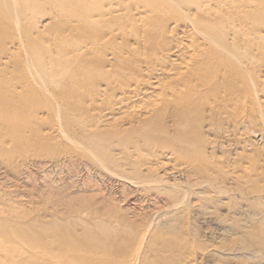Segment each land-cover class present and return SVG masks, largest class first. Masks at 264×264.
Here are the masks:
<instances>
[{
	"label": "rangeland",
	"instance_id": "1",
	"mask_svg": "<svg viewBox=\"0 0 264 264\" xmlns=\"http://www.w3.org/2000/svg\"><path fill=\"white\" fill-rule=\"evenodd\" d=\"M35 20H36L35 22L38 26V30H36V33H34V34H39V33L44 34L45 33L44 35L46 37L43 34H41V35H43L44 40H47L48 44L50 42L51 43L53 42L52 44H50V45L47 44V45L49 47H51L52 50H55L56 47H54V45H56V44L58 45V43H59V42L54 41L55 37H59V31H58V29H56V28H58L57 21H54L52 26H48V22L50 20H48L47 17H45V18L39 17V18H36ZM44 20H46V21H44ZM41 21H43V22H41ZM58 21H60V20H58ZM60 22H62V21H60ZM40 23H42V24H40ZM55 24H56V26H55ZM41 25H43L44 27ZM45 26H48L49 28H47ZM23 28L29 30V28L25 24L23 25ZM44 29H46V31H44ZM47 30H49V31H47ZM57 31H58V33H57ZM182 31L185 33L186 30L182 29L180 32L178 30V31H175V33H173L174 38L175 39L177 38L176 40L173 38L174 39V40H172L173 44H172V42H170V45H168L167 42L165 44L164 39H162V38L158 39V41H156V42L157 43L159 42L158 44H160V47L164 43L163 44L164 48H163V46L161 47L162 51L160 50V47L158 46V44L155 41L154 42L156 44L153 43V45H152V42L155 39L154 37H152V40H151L152 42L149 41L148 42L149 44L143 45V47H146L147 50L149 49V51H151V49H156L155 47L153 48V46L155 44L157 47V52L159 51L156 55H158V54L160 55L163 52L159 57L166 55L167 51L165 49L168 50V47H170V46L172 47V48L170 47L171 49L169 48L167 55H166L167 57L165 56L166 60H164L163 63H161L163 65H168L166 67H164L163 65H160L157 61L155 62L154 60H152L148 54L146 56L151 60L147 59V57H146L145 58L146 60H142V62H139L141 67H142L141 69H143V70L140 71V73H141L140 76L142 79H140V76H139L138 80H140V81L143 80L141 83H144V82L146 83V81H147L146 84L144 83L146 85L144 88H142V86L144 84H142V86H141L142 89L140 91H141V93L143 92L142 96H141V94H139L141 96V99L143 98V100H141L139 98L140 99V101H139V99L135 98L131 102L126 101V99H124L122 101V99H120L121 98V96H120L121 91H120V86H119L121 83L117 81L116 77L113 79L111 77L112 80H110V81H114V79H116L115 80L116 82L115 83L114 82L109 83L108 85H106V83H104L105 81H102V80H101L102 82L101 81L100 82L103 83L104 85L103 84L101 85V83L99 81H97V82L94 81L95 83L88 84L90 86L85 85V86H88L87 89H84L85 86H83V85H80V86H83V88H80L78 86V84H75V85H77V88H78V90L76 89V91H78L77 93L80 92L81 94L83 93L85 95V97L87 96L86 97L87 101H84L85 97L82 96V98H80V95H81L80 93H79V97H77V94L74 95V93H76V91L74 89L75 86L73 84L76 82H74L75 81L74 79H69V81H71V83L66 82L67 83L66 85L64 84V85H61L60 87L58 86V84L55 87L54 86L49 87V88H52L51 91H53V92L57 91L56 93L58 95L56 94L54 98L52 97L53 99L57 100V102L54 100L57 103V105H56V103H54L52 101L51 97H45L44 96L46 99H44V97L42 99H39V98H41V96H43V95H41L37 99L41 100L43 102L40 101L41 102L40 103V102H38V100L33 101L34 103L36 102L35 104L37 105L38 108H36V105L33 103L32 106L34 109L30 106L32 108L31 109L28 104H32V103L28 102V104H27V102L26 103L24 102L25 100L24 101L19 100L20 102L17 100L16 101L17 104H15L16 103L15 101H13L15 103L11 102L10 104L12 106L9 107V109H7L8 108L7 106L2 107L3 109L6 107L5 110L7 112L10 111L8 114H11V115L14 114L13 116H15L17 114L18 117L15 116L16 120L14 119L15 117H13V120L15 122L11 126L9 124L12 121L11 120L12 116H9L10 121L8 124L7 123L6 124L0 123V264H50V262H52L53 259L54 260L51 264H54L56 262H57L56 264H83V263L92 264L93 261H95V263L98 264L97 259L96 260L94 259L95 257L98 258L97 257L98 251L95 250V248H96L95 238L96 237H97V239L100 238V237H98V233L96 231L99 232V230L100 231L102 230V232L106 235L108 233L107 231L109 230L111 225H113V226L115 225V229H114L115 231L112 229V228H114L113 226L110 229H112L114 232H116V230H118V232H119L120 236H118L119 238L117 239V242L120 241V244L124 243V242L121 243V240L124 241V239L119 240L120 237L126 238L127 244H129V241L131 242V241H133V239L135 237L138 238L139 236H141L140 234H142V232L145 233L146 228H147V231H148V229L153 231L158 226V228H157L158 230L157 229L155 230L157 232L154 231L153 233H157L154 235L158 236V237L155 236V239L157 237L159 240V243H157L155 239H149L151 234H153L149 230L151 233H149L150 235L149 234L147 235V238H146L147 240L145 241V246H147L148 241H150V242H151V240H153V241L151 243H148V246H147L148 248L145 247L146 249H148V251L145 250V248L143 246V249L140 251L142 254L140 253V255H138V258H137V261H138L137 264L138 263L141 264L142 260L144 261V259H146V258L149 261H151L154 258L160 259L158 257H160L159 254H161V253H162L161 255H163V254L169 255L170 254V256L167 257L168 259L164 255H163L164 256L163 259L161 257L162 260L165 259V262H162V264L163 263L167 264L168 262H169V264H171L172 262L169 261V260H171L170 257L176 255L178 252L177 250H181L182 247H183V250L185 252L190 251V254H192L191 255L192 258L189 257L190 256L189 252L185 253L182 250L184 252V257L187 256V258H191V259H188L185 261L182 260V262H180V264L181 263L190 264V262L192 263V261H193L192 264H264V241H263L264 240V235H263L264 234V219H261V218H264V215H263L264 214V209H263L264 208V202L261 203V201H260V200L264 201V199H263L264 196L263 197L260 196V195H262V190L264 191V186H263L264 185V181H263L264 180V177H263L264 176V173H263V171H264L263 170L264 169V167H263L264 166V131L261 132V130H264V119H263L264 118V109H263L264 108V99L262 100L263 106L256 104V108L253 107V105H251V103L249 104V101H247V100L245 103L246 106L244 105L241 107L240 105H238V107H237L238 109L236 108L237 110L235 109L234 111H233V109L236 107L235 104H233L235 107L233 105H230V107L228 108L229 112L224 110L225 112H227V115L229 116V118L227 115L225 116V114L223 115L221 113L220 116L217 118V119L220 118L219 119L220 122L217 119L212 122L213 124L211 125V128L214 127V128H216L215 130L213 128H212L213 129L212 130L209 127L210 126V124H208L209 121L206 122L207 123L206 126L204 125L206 127V129H204L205 127H201L203 130L200 131V133L202 132V135L201 134L200 135L204 138L201 139L202 138L201 137L200 138L201 143L198 144L200 150L202 151L203 156H202L201 152L198 151L196 153L193 152L192 153L193 155L190 152H186V153L185 152H182V153L172 152L173 157H171L170 156L171 155L170 150L172 148L176 147L177 145L175 146L173 144L174 145L173 146V145L164 143V148H160L159 146L161 145V142H159V146H158L157 142H152L151 143V145H152L151 149H149V151H147L146 153H149L153 150L154 151L159 150L158 153L156 152L159 155V158L154 157L153 160L151 159V161L153 163L151 161H149L151 158V157H149L150 155H148V158H146L147 154L144 152H143V156H141V157L140 156L137 157L138 155L137 156L134 155V157H132V158L131 157H129V159L125 158L126 161H124L123 157H121V156L116 157L115 156V153H119L118 152L119 149L116 147L115 148L113 147L114 152H113V154L111 152V158L106 155V150H105L106 146L107 145H115L116 146L119 136L117 138H110V139L106 138L104 136L103 139H98L99 142H97L95 139L90 138L92 133H93V136L95 133V131H94L95 130L94 129L95 120H93V117H94L93 115H95V117L99 116L98 115L99 112H103L102 110L104 108H105L104 110H106L107 107H109V109H112L113 112H111L110 114H106V112H104L103 113V116H104L103 119L112 122V124L118 123V121L113 123V121L115 119H117L120 122L119 125L121 124L120 125L121 129L126 130V128L131 129L130 127L133 128V126L137 127L139 125L141 127V124L138 123L137 121H139V122L141 120L143 121V118L146 119V117H148V114H146L147 116L143 114L144 117L142 116V114H140L137 116L140 120L137 118H133L135 112H139V110L147 108V106H151L154 102L156 103L158 97H160V98H158L157 104L160 107L163 105V104L160 105L161 99H162L161 97L163 95V94L161 95L160 92H162V93L170 92L169 89L167 88V85H168L167 81L169 79L171 80V81L169 80V84L171 82L170 85H172L173 87L177 86L176 84H177L178 79L176 80V77L178 76L177 75L178 72H181V70L180 71L178 70V69H180V66L178 64L181 65L183 63L182 60H184V63L189 62V59L185 58L187 56L185 55V57H184V54H186V52L185 51H183L185 53L179 52L180 49L183 50L182 47L189 45L188 42L190 41V40H187V39H190L189 38L190 35L188 36L187 34H185L186 37H184L185 35L183 37L181 36V35H183V33H181ZM50 32H52V33H50ZM167 33H165V34H167ZM179 33H181V35ZM2 35H3V33H0L1 38H2ZM50 36H51V38L49 39ZM7 39H8V37H6L5 40H7ZM185 39H186V41H185ZM59 40H60V38H59ZM119 40L120 39H118V41ZM160 40H161L162 44L160 43ZM181 40H182V42L185 41L187 44L183 43V46L182 47L180 46L179 49H176L178 51V52H176L174 42L175 41L177 42V44H176L177 46L179 44L182 45L180 43ZM121 41H119V42L123 44L122 46L126 45L127 47L128 46L130 47L134 43V41H132V39L127 40V42L125 41V43H123ZM2 42H3V40H2ZM200 42L202 43L203 41L200 39ZM8 43H9V40H8ZM206 44H204V45L209 46L208 43H206ZM8 45H6V46H8ZM45 45H46V41H45ZM52 45L54 48L52 47ZM167 45H168V47H167ZM126 46L123 48H126ZM203 48H205V46ZM24 50L25 49H23L21 51H24ZM171 50H173L172 51L173 53L171 52ZM216 50H218V49H216ZM21 51L19 52V54L22 55ZM256 52L258 53L259 51L255 50V53ZM175 53L176 54L179 53L181 56H179V54L176 55ZM24 56L27 57V54L25 53V51H24ZM176 56L179 57L180 60ZM26 57H24V59H26ZM213 57L214 58L217 57V56H215V52H214ZM131 58H134V55L132 56V54H131ZM168 59H170V60H168ZM172 59H174V62H175L174 64L172 62ZM185 60H187V61H185ZM134 61H136V60L134 59L131 62L130 66L131 67L135 66V68H133V67L132 68L137 69L136 68V65H138L137 62L141 61V60L138 59L136 61V65H132L135 63ZM143 61H144V63L146 62L145 65H144ZM149 61H152L153 63H151ZM154 62H155V65H154ZM141 63H143V64H141ZM147 63H150L149 65L152 64L151 68H153L155 66L156 68L159 69V71H158L156 68L155 69L153 68V71H156V73L152 72V74L155 75L154 77L151 75V78H150V76L148 75L150 72L147 71V69H149V67H148L149 65ZM171 64L174 67L179 66V68L176 67L177 68L176 69L173 67L172 68L173 72H172L171 70H169L172 67ZM261 64H259V65L261 66ZM142 65H144V67ZM146 65H148V66H146ZM157 65L159 67H161L162 70H160V68ZM169 65H171V66H169ZM162 66H163V68H162ZM258 66H256V64H252L251 68H249V71L257 70ZM260 66H259V69H260ZM145 67H147V69H145ZM18 68L22 69L21 66H18ZM262 68L264 71V66ZM15 69L16 68H14V70ZM164 69L165 70L167 69L166 70L167 72L164 71ZM10 70H13V69L10 68ZM16 70H18V69H16ZM174 70L175 71L177 70V72H175ZM146 71H147V73H146L147 79L143 75V74H145L144 72H146ZM171 72L173 75L170 74ZM166 73L170 74L172 76V78L168 79L169 75ZM262 74H264V72H262L260 74V76ZM4 75L2 74L1 75L2 77L0 76V82H2V83L5 82V77L6 78L8 77L7 80H8V82L11 83V78L13 79V75H7V74H6L7 76L6 75L4 76ZM3 76H4V78H3ZM148 78L150 80H148ZM157 78L162 79V81L158 82ZM166 78H167V80H166ZM263 78H264V76L262 77V80H263ZM174 79L176 80L175 85L173 82ZM163 80H164V82H163ZM250 80H249V82H250ZM148 81H149V83H148ZM160 82L161 83L163 82L165 85L167 84L165 87L166 89L164 88V90H166V91L168 90L167 92L162 90V88H161L162 91L160 90V87L165 86V85H163V83L161 84ZM165 82H167V83H165ZM151 83H153V84H151ZM155 83H156V85H155ZM218 83H220V82L218 81ZM110 84H112L115 87H117L116 85H118V87H119V89H118V87L117 88L112 87V88H114V90L118 94V95L117 94L115 95V92H114V95L116 96L115 99L112 96H111L112 100H110L111 98H108V97H110V95H112L111 93H113L112 92L113 89H111V88L110 89L108 88V90H110L111 93L107 90L108 96L104 97L103 92L101 93V96L104 97L103 99L105 101L101 98V96L99 98L97 97L98 99L96 98V96H93L96 99L91 98L92 97L91 94L92 95L97 94L95 91L99 90V89H97L98 86L102 90V89H105V86H107V87L111 86ZM153 85L155 86V88ZM122 86H125V85H122ZM151 86H152V88H150ZM158 86H160V87H158ZM8 87H10V86L8 85ZM8 87H6V88H8ZM18 87H19V89L16 88V90L18 89L17 92L19 94L24 93V95H26V92L28 89L25 90V88H22L23 85L22 86L19 85ZM20 87L22 89H20ZM92 87H94L95 89H92ZM107 87H106V89H107ZM9 89L10 88H8V91H9ZM65 89H66V91H64ZM68 89L71 92H68ZM143 89H145V90H143ZM11 90L12 89H10V93L12 92ZM157 90H158V92H157ZM61 91L62 92L64 91L65 95H66V92H68L69 94L68 93L67 94L70 97L68 95H66V96L63 95L64 93L62 94ZM72 91H73V93H72ZM58 92H60V93H58ZM71 93L73 94V97H72ZM109 93H110V95H109ZM157 93L160 95H158ZM59 94L61 97L62 96L65 97V98L60 97L62 100L64 99L63 101L61 100L60 102H58L60 100ZM74 96H76L78 98L79 102ZM130 96H132V95H130ZM68 97L71 99V101ZM154 97L156 98V100H154ZM116 98L118 99V101ZM147 98H149L148 101H147ZM151 98H152V101H151ZM27 99H29V98H27ZM65 99L68 102L66 101L64 103ZM99 99H100V101H99ZM48 100H50V102H48ZM92 100H93V103L99 102L98 105L102 106V107L100 108L97 104H96L97 107L95 104L93 105ZM159 100H160V102H159ZM210 100H212L211 102H213V103L215 102L214 98H212ZM29 101H32V99H29ZM86 102H87V104H86ZM105 102L107 103V105L105 104ZM143 102H144V104H141ZM145 102H147V103L145 104ZM203 102L205 103L206 100L204 99ZM24 103L27 104L28 106L25 105ZM61 103L62 104L67 103L68 106H67V104L62 105ZM116 103L122 104L123 107L125 105V107H124L125 109H123V107H121V105H118ZM204 103H202L201 105H203ZM50 104L52 106H54L52 109H51ZM139 104H141V105H139ZM240 104H242V102H240ZM24 105L26 107H24ZM84 105H86V106H84ZM172 105H173V107H172ZM172 105L169 107H172L173 109L177 106L174 104H172ZM103 106H104V108H103ZM118 106H120L119 109L117 108ZM128 106H130V107H128ZM137 106H139L140 109ZM232 106L234 108H231ZM254 106H255V104H254ZM55 107H57L56 111L54 109ZM66 107H67V109H66ZM80 107L83 109V112L85 110V112H84V115H86L85 117L82 116L83 113H80V110H82ZM126 107L129 110H127ZM245 107L247 110H244ZM252 107L254 110L256 109V111H252V113H251ZM259 107H261L262 109H260ZM26 108L27 109L29 108L32 110L30 114H28L30 111L29 109H28L29 111L27 114L25 112L24 113L22 112V111H26L27 110ZM79 108H80V110H79ZM93 108H95L96 111H92ZM120 108L123 109V112L119 111ZM165 108H166L165 106L164 107L162 106L161 108H155V107L150 108V109L154 110L152 112V116L156 117L155 114L156 113L158 114V112H159L158 110L163 109L165 112ZM172 108H169V109L172 110ZM176 108H175V111L177 112L179 109H181L183 107L181 106V108H180L178 106ZM206 108H209V106ZM42 109L45 111H43ZM69 109L71 110V113H69L70 112ZM135 109H138V110L136 111ZM169 109H168L169 114H167L165 112L166 113V115H165L163 113L164 114L163 118L164 117L165 118H164V120L163 119L162 120L167 122V124L172 128L173 124L169 121H171V116L173 114H175L176 112L173 110L171 111ZM242 109H243V112L241 111ZM35 110H38L37 111L38 113H36ZM78 110H79V112H78ZM90 110L92 112H94L92 115L93 117L91 116L92 113ZM132 110H135V111L133 112ZM166 110H167V108H166ZM248 110H250V112ZM74 111H77V112H74ZM88 111H90V112H88ZM97 111H99V112H97ZM125 111H126V114L129 112H130V114L134 113L132 115L129 114L130 116L128 115L129 117L133 118L132 120H130L131 118L129 119V117L125 114ZM237 111H238V113H236ZM259 111H260V113H259ZM72 113H76L75 115H77V113H78V115H77L78 117ZM79 113L82 114L81 115L82 120H80V118H79V116H80ZM123 113L125 116L123 115ZM202 113H203V111H202ZM250 113L251 114H254V113L257 114L255 116V119L252 118V116H254L255 114L250 115ZM36 114L37 115L39 114L40 120L37 119L38 116ZM69 114L74 118L76 117L77 119L70 117ZM96 114H97V116H96ZM30 115H31V117H30ZM88 115L91 116L90 118H92V119H90V120H91V122L94 121L93 122L94 125H92V123H89L90 121L87 120V119H89ZM167 115L168 116L170 115V116L166 117ZM196 115H198V117L200 118L199 112ZM205 115H206V119H207L209 113L206 112ZM221 115L224 117H222ZM120 116L121 117L124 116L125 118L127 116L129 120H127V118L122 119ZM174 116H176V114L173 115L172 117L174 118ZM234 116H236V118H234V119L238 120L237 121L238 123H240V120L242 123V124L240 123L242 128L239 127V125L237 126L238 130L234 129V127L236 128V125H237V124H235L236 121L234 120L235 121L234 122L232 120ZM237 116H239L238 119H237ZM42 117L44 120L42 119ZM134 117H136V116H134ZM248 117L252 118L253 120H251ZM256 117L258 118V120ZM259 117H261V118L259 119ZM85 118H86L87 122H86ZM64 119L67 121V123ZM98 119L99 118H97V120ZM228 119L231 120L230 121L231 123L233 121L234 125L233 124L231 125V123L230 124L227 123L229 126L225 127V125H227L226 121L228 122ZM120 120L121 121L123 120V121L121 122ZM248 120H251L252 123L251 122L249 123ZM40 121L42 123L41 125H40ZM133 121H134V123H133ZM175 121H176V119H175ZM221 121H223L222 126H221V123H222ZM56 122L60 125L59 127H58V124H56ZM69 122H71V124ZM83 122H84V124H83ZM224 123H225V125H224ZM52 124L53 125L55 124L58 128L55 125L53 126ZM6 125L7 126L9 125V127H6ZM115 125L119 126L117 124H115ZM220 126L222 127V130L229 127L228 128L229 130L226 129L227 131H233L234 130L235 132L233 131L230 133V132H227L226 130L220 132V129H221ZM54 127H56V128L54 129ZM88 127H90V128H88ZM186 127L187 126H185V128ZM207 127L209 128V130L207 129ZM223 127H225V128H223ZM261 127L263 129H261L258 132L257 129H260ZM83 128H85L87 130H85ZM187 128L186 129L188 131H192V132H188L186 129L185 130L191 136L193 135V138L195 140H197V138H196L197 135H194V133L196 132L194 130L196 128H198V127H196V124H194L190 127L188 126ZM217 128H219V130ZM231 128H233V129H231ZM182 130H184V129H181L178 132L185 134V133H183L185 130L183 132H181ZM171 131L172 132H170V130L168 129L167 133L166 132L163 133V136L164 135L166 136V137H164V139L174 137L171 135V134H173L174 131L173 130H171ZM214 131H216L217 133ZM239 131H241V132H239ZM256 132L262 133V134H257ZM188 133H187V135H189ZM223 133H225V134H223ZM228 133H230V134H228ZM175 134L178 135V133H175ZM219 134L222 136H218ZM200 135H198L197 137H199ZM223 136H225V137H223ZM16 137H18L19 139H17ZM127 137H129V136H127ZM86 140H88V143ZM134 140H137V138H134ZM203 142L206 144H204ZM210 143H212L214 146H215V144H217L218 146L216 145L215 146L216 148H215ZM230 143H232V144H230ZM202 144L204 145V147L201 146ZM169 145L171 146L170 150L166 149L167 147H170ZM206 147H207V150H205ZM232 147H233V150H232ZM228 148H230V149H228ZM212 149L213 150L215 149L213 151L214 153L212 152L213 154L210 151H208V150L212 151ZM243 151L245 152V155H247V158H249V159L251 158V160L248 159V160H245V162L244 161L242 162V160H244L246 158L244 156ZM162 153H164L163 156L160 155ZM241 153L243 155H242V157L239 158V156H241L240 155ZM144 154H146V155H144ZM130 156H132V155H130ZM243 156L245 158H243ZM187 158L190 159L187 161V163L190 161L188 164H186L184 162V161H186ZM122 159H123V161H121ZM233 159H235V160H233ZM239 159H241V162H238ZM254 159H255V161H254ZM128 160L133 161L135 165L131 164V161L129 162ZM180 160H182V161H180ZM196 161L198 162V164ZM248 161H250V162H248ZM128 162H129V164H128ZM169 162H171V163L169 164ZM181 162H184V163H181ZM122 163L124 164V166ZM125 163L128 164L127 165L128 167L125 165ZM136 163H138L137 164L138 166L136 165ZM165 163H167L168 165L166 166ZM190 163H192V167L189 166ZM230 163H233L234 165H231ZM256 163H257L258 167L255 166ZM154 164L158 165V166L156 167ZM160 164H163L165 166L160 165ZM171 164H174V165L171 166ZM185 164H186V166H185ZM238 164L240 166H238ZM242 164H243V167L245 166L244 169H246V172L250 171V173L245 174V170L244 171L241 170V168H243ZM129 165L131 167H129ZM132 165L135 166V168ZM148 165H150V166L148 167ZM175 165H177V167H175ZM199 165H201V167ZM227 165L230 168L232 167V170H227V168H225V167H228ZM248 165H251V166H249V168H248ZM180 166L181 167L183 166L184 170L186 168H188L189 170L187 169L185 171H187V172L189 171L190 175L192 172H193V174L191 176H189V172H188V175L186 174L187 172L183 173V168L182 169L179 168ZM193 166H195L194 168H196L198 166V168L202 172H205L203 170H206V172H205L206 174H203L201 171L200 172L199 171L194 172V170H196L197 168L193 170ZM252 166H254V167H252ZM173 167L175 169L176 168L179 169L180 171L177 169L176 170L178 172L174 171ZM190 167L193 170L192 172L190 171V169H191ZM207 167L211 171L207 170L208 169ZM210 167L213 170L214 169L215 170L217 169V170L212 171V169ZM250 167H252V168H250ZM260 167L262 168L263 171H260L261 170ZM202 168H203V170H202ZM256 168H259L258 170L262 174L261 173L259 174V171H258V173H256L257 172ZM235 169L239 170L242 173V177H244V175H247L249 178L244 177V180L246 179L247 181H244L243 178L240 179L238 177L240 172H237V170L235 172ZM247 169L248 170L250 169V170L247 171ZM218 170H220V171H218ZM230 171L231 172L234 171V172L230 173ZM227 172H229L230 175L231 174L232 175L230 177H225V175L228 174ZM218 173H220L219 176H221V177L223 176V178L219 179ZM235 174H236V176H233ZM248 174L249 175L251 174V175L249 176ZM212 175H216V176H212ZM256 175H257V177L258 176L263 177V179L260 177L261 180H259V178H257ZM207 176H212V179L216 180L215 184L216 183L217 184L214 185L213 180L210 181L211 178H208ZM239 176L241 177V174ZM254 176L256 177V179H254ZM201 177H202V179H201ZM252 178L254 180H252ZM207 180H208V182H207ZM220 180H221V183H223L224 185L223 184H222V186L219 185ZM255 180L258 181V183ZM202 182H204V183H202ZM209 182H211L210 183L211 185L209 184ZM237 182H239V183H237ZM250 182H252L250 186L243 185L244 183L245 184L247 183L249 185ZM233 183H235L236 185H234ZM254 183H257V184L255 185ZM239 184H242L241 186H245L247 189L245 188V190H244V188H241V186L238 187ZM252 184H254V185H252ZM219 186H221L222 188L221 187L219 188ZM253 186H255L256 190L255 189L254 190L257 193V194L256 193H254V194H256L255 195L256 197L258 196V199L256 197H254L253 193L252 194L250 193L251 188ZM261 186H263V187H261ZM216 187L218 190L221 189L222 194L219 193V191L216 189ZM223 189H224V191H223ZM236 189H238V192H236ZM239 189H243V192L247 190L246 191V192H248L247 195H246V192L242 193V190H239ZM249 189H250V191H249ZM232 190H233V192H232ZM252 190H253V188H252ZM254 190L251 192H254ZM228 191H230V192L228 193ZM257 191H260L261 194H258L259 192H257ZM231 192L233 194H231ZM234 192H236V194ZM208 193L210 195L212 194L210 196V197H212L211 199L208 196L209 195ZM218 193L221 195H219ZM205 195H207L206 199H205ZM231 195H233V197H231ZM235 195L237 196V198L235 197ZM249 195L253 199H251ZM263 195H264V192H263ZM240 197H244V200H243V198H241V200H240ZM246 197H247V199L249 197V199L247 201H246ZM207 198H209L210 200H207ZM254 199H256V200H254ZM249 200H251V201L253 200L254 202H257V203L255 204V203H253V201L251 202ZM241 201L243 203H241ZM173 203L175 206L173 205ZM240 204H242V205H240ZM260 204H263V206ZM252 208H255L254 210H256L255 211L256 214L253 213L254 211ZM181 209H183V212L181 211V214H180L181 216H178L179 211ZM251 209H252V211H249ZM174 210H175V212H174ZM262 210H263V212H262ZM209 211H211V212H209ZM232 211L234 213L233 214L234 218H233V215H231ZM247 211H248V214H247ZM172 212H173V214H171ZM212 212L214 214H211ZM251 212H252V214L250 215ZM176 213L178 215H175ZM170 214H171L172 219L170 218ZM208 214H209V216H208ZM241 215H243V216H241ZM253 215H254L255 220H258V222H259V220L261 219L260 222L261 221H263V222H261V224H260V222L258 223L254 219L251 220V218H253L251 216H253ZM259 215H260V217H259ZM167 216H169V217H167ZM175 216H178V217H175ZM256 216L259 218L256 219ZM164 217L166 220V221L164 220V222L166 224L163 222ZM179 217L181 219H179ZM117 218H119L118 219L119 222L122 221L124 223L122 224L120 222L121 225H119ZM167 218H169V219H167ZM245 218H247L246 224L243 223V221L245 222ZM112 220H116V222L113 221L114 222L113 223ZM169 220H170V222H169ZM108 221H111V222H108ZM152 221L155 223L157 222L159 225L157 223H156L157 225L153 224ZM125 222L127 224L130 222L133 224L132 225L130 224L131 226H128L126 224L125 227L126 226H128V227L125 228L124 226H122L125 224ZM249 222H250V224H249ZM151 223H152V225H151ZM229 223H232L231 224L232 226L230 227V229L228 227L229 231H227L226 226H229L230 225ZM106 224H108L109 226ZM161 224H165L166 226L163 227V225H161ZM233 224H235L236 227L233 226ZM153 225H154V227H153ZM245 225H248L249 228H247ZM118 226L119 227L121 226L120 229L123 228L124 230L123 229L119 230ZM167 226L170 227L172 230L168 229ZM129 227H131V228H129ZM136 227H137V229H136ZM116 228H118V229H116ZM160 228L162 229V231L165 230L163 233H165L166 236L162 233ZM233 228L236 230H234ZM95 229H97V230H95ZM128 229L129 230L131 229L130 230L131 233L132 232L136 233L138 231L139 232L141 231V233L139 234V232H138V234H137L138 236H136L132 233L135 236L134 237L133 235H131V233L129 232ZM159 230L161 232L158 233ZM126 231L128 233H126ZM118 232L116 233V235H118ZM184 232L186 234H183ZM125 233L127 234V236ZM26 236L30 237V239L27 238ZM153 236H152V238H154ZM164 237L165 238L167 237V238L165 239ZM102 239H104V238H102ZM260 239L263 242H261ZM105 240L100 241V243H106V242L108 243L109 239L107 238V240L106 241ZM138 240L139 239H136L137 243H138ZM165 240H166V242L168 240L167 243L170 242V244L171 245L173 244V245L170 246V244H168L169 245L168 246L167 243L165 242ZM134 241H135V239H134ZM134 241H133V243L129 244V245H131L132 249L133 248L135 249V247H136V245H134L135 244ZM163 242L165 244H163ZM98 243H99V240L97 241V244ZM152 243H153V245H152ZM120 244H119V246H123ZM127 244L125 243L124 246L125 245L127 246ZM154 244L156 246L158 244L163 245V246L166 245V247H164L165 249L167 247H169L166 249L167 254H165L166 253L165 249H162V247H161V249L165 251V253H163L164 251L162 252L161 249L156 248V246H154ZM184 244H187V246ZM18 245H21V246L25 245L26 247L38 245L35 249L38 250V252L40 251V255H39V253H37L38 256H37V254L35 255L32 253V254H27L24 256L23 255H20V256L17 255V256H11V257L8 255L4 256V254L8 252L7 247H9V253H11L12 251H14L16 246L18 247ZM116 245L118 246V243H116ZM160 245H158L157 247H159ZM149 246L150 247L152 246L151 249L153 247H155L157 250L155 248H154V250L153 249L150 250ZM173 246H174V248L176 247L178 249L175 250L176 249L175 248L173 250ZM184 246L188 249H186ZM189 246H191V248L192 247H194V248L190 249ZM196 246H197V248H196ZM239 246H241V247L243 246V248H239ZM214 247L220 248L219 249L220 251L224 250L223 252H220L221 254L224 253L223 254L224 256L221 254L218 255L215 252L213 253L214 250H218V249H215ZM227 247H228V249L229 248L230 249L227 250ZM19 248H20V246H19ZM131 248H129V249H131ZM170 248L174 251L173 253H175V254L172 253V250H170ZM168 249L170 250V252H168ZM244 249H245V251H244ZM251 249H253V252L252 251L251 252L254 253V255L252 253H250ZM191 250L193 252H191ZM205 250H207V251H205ZM255 250H256L257 254H256ZM145 251L147 252V255L145 254ZM151 251H155V252L157 251V252L153 253ZM159 251H161V253ZM246 251H248V252H246ZM183 252L179 251L180 258H181V254H183ZM225 252H227V255ZM234 252H237V253H234ZM245 252H246V254H245ZM41 253H42V255H41ZM179 253H178V255H179ZM247 253H250V254H247ZM151 254L153 257H151V260H150ZM199 254L201 257H199ZM201 254H203V255H201ZM231 254H233V257L229 256ZM143 255H146V257H144ZM49 257H52L53 259L50 258V260H49L48 259ZM177 257L179 258V256H177V255L172 257V259L174 258L173 259L174 263L175 262L177 263V260H178ZM175 258H177V260H175ZM187 258H184V259H187ZM81 259H82V262H81ZM155 259L152 261H156V262L162 261V260H157V259L155 260ZM166 259L168 260L167 263H166ZM57 260H59V261H57ZM179 261H181V260H178V262ZM174 263H172V264H174ZM93 264H94V262H93ZM142 264H147V263H142ZM177 264H179V263H177Z\"/></svg>",
	"mask_w": 264,
	"mask_h": 264
},
{
	"label": "bare ground",
	"instance_id": "2",
	"mask_svg": "<svg viewBox=\"0 0 264 264\" xmlns=\"http://www.w3.org/2000/svg\"><path fill=\"white\" fill-rule=\"evenodd\" d=\"M39 17H41V18L47 17V19L50 20L48 22V26H52L54 21H57V23H58V25H57L58 28H56V29H58V31H59V37H55L54 41L59 42V43H58V45L57 44L54 45V47H56L55 50H52L51 47L48 46V45L52 44L53 42L52 43L50 42L48 44L47 40H44L43 35L45 33L44 34L43 33L34 34V33H36V30H38V26H37V24L35 22L36 21L35 19L39 18ZM58 20H60L62 22H60ZM44 21H46V20H44ZM41 22H43V21H41ZM24 24L27 25L29 30L25 29L26 27L23 28ZM40 24H42V23H40ZM41 26H43V25H41ZM48 26H45V27L49 28ZM55 26H56V24H55ZM180 29L181 30L182 29L186 30L185 33L183 31L181 32V33H183V35H181V33H179V34L182 37L185 34H187L188 36L190 35L189 36L190 39H187V40H190V41L188 42L189 45H186L184 47H182V46H183V43H186L185 42L186 39H185L184 42H182V40H181L180 43L182 45L179 44L178 46L176 45L177 42L175 41L176 42V43L174 42L175 50L179 49L180 46H181L183 50L180 49L179 52L182 53L183 51H185L186 54H184V57L186 55L187 57H185V58H188L189 62L188 63H184V60H182L183 63L181 65L178 64L180 66V69H178V70L179 71L181 70V72H178V74H177L178 76L176 75L177 76L176 80L177 79L179 80V81L177 80V84L175 83L176 82L175 79L173 81L174 85L175 84L177 85L176 87H173L172 85H170L171 82L169 84V80H170L169 78H172V76L170 74H172V72H173L172 68L174 67L171 64L172 67L169 70H171L172 72L170 74L166 73V74L169 75V77L165 74L168 77V79H169L167 81L168 85L167 84L166 85H167V88L169 89L170 92H167L168 90L167 91L164 90V88L166 87V85L163 83L164 80H163L162 83L165 86L164 87H160L161 85L158 86V87H160V90L162 88V90L167 92V93L160 92L161 95L163 94L162 97H161L162 98L161 99V104L159 103L160 100L158 102L160 105L163 104L162 106L163 107L165 106L167 108V110L165 108V112L167 114H169L168 113L169 112L168 109L173 107L172 104L177 105L176 107H178V106L180 108H181V106L183 107V108L179 109L177 112L175 111L176 107L174 109L172 108V110L176 112L175 113L176 116H174V118H173L172 116L175 115V114H173L171 116V121H169V122H171L176 128L173 125H172V128H171L167 124V122L163 121L164 118H165V117L163 118V115L164 114L166 115V113L163 110L164 108L162 109L163 111L162 110H158L160 112V113L158 112V114L155 112L156 113L155 114L156 117L152 116V112L154 110H152L150 108H154V107L155 108H161L162 107V106L160 107L157 104L158 98H160V97L157 98L156 103L153 101L154 103L151 106H147V108L141 109V110H139V112H135V114L131 112L132 114H134V116H136V117L133 116V118L139 119L137 116L140 115V114H142L143 117H144V115L148 114V117H146L147 116L146 115L145 116L146 119L143 118V121L142 120L140 122L137 121L138 123L141 124V127L136 123L138 125L137 127L133 126V128L132 127H130L131 129H127L126 128V130L121 129V127H120L121 124L119 125L120 122L117 119H115L116 121L114 120L113 123L118 121V123H115V124H117L119 126H116L115 124H112V122L103 119V117H104L103 113L104 112H106V114H110L111 112H113L112 109H109V107H107V109L104 110L105 108L103 106V108H104L102 110L103 112L97 111V112H99V114L97 113L99 116H97V114H96L97 117H95V115H93L94 112H92V111H96L95 108L97 107L99 102L98 103H93V100H94L93 99L92 100V104L93 105L97 104V105H96L95 108L92 109V111L91 110L90 111L92 113L91 116L93 115L95 117L94 118L92 116L93 120H95V122L93 121L95 125L90 120V119H92V118H90L91 116L88 115L89 119H87V120L90 121L89 123H92V125H94L95 133H94V136H93V133H92L90 138L91 139H95L97 142H99L98 139H103L104 136L106 138H109V139L110 138H117L119 136L118 137V141H117V145L116 146L115 145H107L105 150H106V155L111 158V152H112V154L114 152L113 151V147L114 148L115 147L118 148L119 149V151H118L119 153H115V156L116 157L117 156L118 157H120V156L123 157L124 161H126L125 158L129 159V157L132 158V157H134V155H136V156L138 155L137 157L143 156V152L146 153L147 151H149V149H151V146H152L151 143L152 142H157L158 146H159V142H161V145L159 146L160 148H164V143H167V144H170V145L174 144L175 146L177 145L178 147L176 146V147H174L172 149H171L170 145H169L170 147L166 148V149H169V150L171 149L170 150V152H171L170 156L171 157H173L172 156V152H176V153L190 152L192 154L193 152L196 153V152L200 151L201 154H202V151L200 150L198 144H200L201 143L200 140L204 138V137L201 136L202 132L200 133V131L203 130L201 127H205L206 126V124H207L206 122L209 121L208 124H210V126L209 125L208 126L211 128V125L213 124L212 122L214 120H216L220 116L221 113L223 115L225 114V116L227 115V112H229L228 108L230 107V105L235 104L236 107L233 105L235 108L233 106L231 107V108H234L233 109V111H234L238 107V105H240L241 107L244 106L245 103H246V100L249 101V104L251 103V105H253V107H255V108H256V104L263 106L262 105L263 104L262 100L264 99V78L262 80V77L264 76V74H262L263 76L262 75L260 76V74L262 72H264L263 68H262L264 66V62H263L264 61V0H0V33H3L2 38L0 36V48H1L0 49V76L2 74L3 75L4 74L5 75L6 74L7 75H13V79L11 78V83L8 82V80H7L8 77L7 78L5 77V82H3V83L0 82V123H4V124L7 123L8 124L9 121H10L9 120L10 119L9 116H12L11 117L12 118L11 119L12 123L10 122V124H9L11 126L15 122L13 120V117H15V116L18 117L17 114L15 116H13L14 114H12V115L8 114L10 111L7 112L5 110L6 107L4 109L2 107L7 106L8 107L7 109H9V107L12 106L10 104L11 102H13V101L16 102L17 100L18 101L19 100L20 101H24L25 100L24 102L25 103L27 102V104H28V102H31L32 104H28V105H29V107L31 106L33 108V106H32L33 103H34L33 101H37L38 100L37 98H39L41 95H43V96H41V98H39V99H42L44 96L45 97H51V98L55 97V95L57 94L56 93L57 91H54V92L51 91L52 88H49L50 86H52V87L54 86L55 87L58 84V86L60 87L61 85H64V84L66 85L67 84L66 82L71 83V81H69V79H74L75 80L74 82H76V83H74V84L72 83L75 86V88H74L75 91H76V89L78 90L77 85H75V84H78V86L80 88H83V86H85V85L93 84V83H95L97 81L100 82L101 80L105 81L104 83H106V85H108L109 83H113V82L115 83L116 82L115 80L117 79V81L121 83L119 86H120V91H121L120 92V96H121L120 99H122V101L124 99H126V101L131 102L135 98L136 99H139V98L141 99V96H142L143 92L141 93L140 90L146 86L145 84L147 83V81L145 80L146 83L144 82L145 83L144 84V83H141L143 80H141V81L138 80V77L141 74L140 71L143 70V69H141L142 67H141L139 62H142V60H146L145 58L147 57L146 55L148 54L151 57L152 60H154L155 62L157 61L160 65H163L161 63H163V61L166 60L165 56L167 55V52H168L169 48L171 47V46L168 47V45H170V42H172V40L175 39L173 33H175V31H178V30L180 32L181 31ZM44 31H46V29H44ZM47 31H49V30H47ZM58 31H57V33H58ZM50 33H52V32H50ZM165 33H167L168 35L165 34ZM41 34H43V35H41ZM6 37H8L7 40H5ZM152 37H154L156 39V40L154 39L153 42L151 41ZM184 37H186V35ZM50 38H51V36L49 37V39ZM59 38H60V40H59ZM160 38L165 40V44H166V42L168 44L167 45L168 50L165 49L167 51L166 55H164L162 57H159V56L163 52L160 55L159 54L156 55L159 51L157 52V47H156L155 44L157 43L156 41H158V39H160ZM199 38L203 41L202 43L200 42ZM1 39L3 40V42H2ZM118 39H120L119 41L122 40L121 42H123V43H125V41L127 42V40H131L132 39V41H134V43L130 47L129 46L127 47L125 45L126 48H123L125 46H122L123 44L120 43L118 41ZM8 40H9V43H8ZM45 41H46V45H45ZM149 41L152 42V45H153V43L156 42L154 44V46H153V48L155 47L156 49H151V51H149V49L147 50L146 47H143V45L149 44L148 43ZM160 43H161V40H160ZM206 43H208L209 46H206L207 45ZM163 44H162V46H163ZM172 44H173V42H172ZM204 44H206V45H204ZM6 45H8V46H6ZM203 45L205 46V48H203L204 47ZM158 46L160 47V44H158ZM52 47H53V45H52ZM161 47H160V50L162 49ZM163 48H164V46H163ZM215 48L218 49L219 51L216 50ZM23 49H25L24 51L27 54L28 58L26 56H24V51H21ZM255 50L259 51V52L255 53ZM20 51H21L22 55L24 57H26V59H24V57L21 54H19ZM172 51L173 50H171V52ZM176 52H178V51L176 50ZM185 52H183V53H185ZM214 52H215V56H217L216 58L213 57L214 56ZM131 54H132V56L134 55V58H131ZM177 54H179V53H177ZM179 56H181V55L179 54ZM177 58L179 59V57H177ZM134 59L136 61L138 59L141 60V61L137 62L138 65H136V61H134L135 63L132 64V65H136L137 69H133V68H135V66L134 67L132 66L133 68L130 66L131 62ZM147 59H149V58L147 57ZM151 59H149V60H151ZM168 60H170V59H168ZM185 61H187V60H185ZM149 62L153 63L152 61H149ZM155 62H154V65H155ZM172 62H173V64L175 63L174 59H172ZM143 63H144V61H143ZM143 63H141V64H143ZM145 64H146V62L144 63V65ZM147 64L149 65L150 63H147ZM252 64H256V66L261 64V66L259 65L260 69H259V66H258L257 70L249 71V68H251ZM144 65H142V66L144 67ZM148 65H146V66H148ZM171 65H169V66H171ZM18 66H21L22 69L21 68L19 69ZM151 66H152V64L148 66L149 69H147V67H145V69H147V71L150 72L148 74L150 76V78H151V75L153 77L155 76L154 74H152V72L156 73V71H153V68L155 69L156 67L154 66L153 68H151ZM163 66L166 67L168 65H163ZM163 66H162V68H163ZM179 66H176V67L179 68ZM176 67H174V68H176ZM10 68H12L13 70H10ZM14 68H16L18 70H16V69L14 70ZM159 68H160V70H162L161 67H159ZM156 69L159 71L158 68H156ZM166 70L164 69V71H166ZM147 71L144 72L145 74H143L145 76V78L147 77L146 76ZM175 72H177V70ZM4 76H3V78H4ZM111 77H112V79L116 77V79H114V81H110V80H112ZM140 79H142L141 76H140ZM148 80H150V79L148 78ZM166 80H167V78H166ZM249 80H250V82H249ZM157 81L158 82L162 81V79H158ZM218 81L220 83H218ZM167 82H165V83H167ZM148 83H149V81H148ZM7 84L10 87H8ZM102 84L103 83H101V85ZM142 84H144V85L142 86ZM151 84H153V83H151ZM19 85L20 86L23 85L22 88H25V90L28 89L27 92H26V95H24V93L19 94L17 92L18 89H19V87H18ZM80 85H83V86H80ZM110 85L111 86H109V87L105 86V89H102V90H101V88L99 86H98L99 88L96 86L97 89H99V90L95 91L97 93L96 95H94V94L92 95L91 94V96H92L91 98H95L93 96H96V98L97 97L99 98L101 96L102 92L104 94L103 95L104 97L108 96V91L110 92V90H108V88L109 89L111 88V89H113V91H112L113 93L110 92L112 95H110V93H109L110 97H108V98H111V96H112L115 99V97H116L115 95L117 93L114 90V88H112V87H115V86H113L112 84H110ZM122 85H125V86H122ZM155 85H156V83H155ZM88 86H90V85H88ZM88 86H85L84 89H87ZM116 86L118 87V85H116ZM141 86H142V88H141ZM6 87L12 89L11 90L12 92L10 93V89L8 91V88H6ZM94 87H92V89H95ZM106 87H107V89H106ZM117 87H115V88H117ZM16 88H18V89L16 90ZM22 88L20 87V89H22ZM150 88H152V86ZM154 88H155V86H154ZM69 89H68V92H71L70 91L71 89L70 90ZM118 89H119V87H118ZM145 89H143V90H145ZM64 91H66V89ZM64 91L63 92L61 91V93L63 94ZM73 91H72V93H73ZM68 92H66V95L69 94ZM77 92L78 91H76V93H74V95L77 94V97H79V93L80 92L79 93H77ZM114 92H115V95H114ZM157 92H158V90H157ZM58 93H60V92H58ZM139 94H141V96ZM63 95H65V93ZM130 95H132V96H130ZM158 95H160V94H158ZM82 96L85 97V95L83 93L80 95V98H82ZM103 96H101L102 99L104 98ZM45 97H44V99H46ZM60 97L61 96L59 94V99L60 100L58 99L59 100L58 102H60L62 100L61 98L63 96L61 98ZM72 97H73V94H72ZM74 97L78 100V98L76 96H74ZM86 97L84 98L85 99L84 101H87ZM27 98L32 99V101H29V99H27ZM53 98H52V101L54 103H56L57 100H55ZM63 98H65V97H63ZM152 98H151V101H152ZM212 98H214V101H215L214 103L215 104L213 102H211L212 100H210V99H212ZM140 99H139V101H140ZM148 99L149 98H147V101H148ZM204 99L206 100L205 103L203 102ZM50 100H48V102H50ZM110 100H112V98ZM141 100H143V98ZM154 100H156L155 97H154ZM40 101L41 100H38V102H40ZM66 101L67 100L65 99L64 103ZM70 101H71V99H70ZM99 101H100V99H99ZM117 101H118V99H117ZM15 102H13V103H15ZM41 102H43V101H41ZM78 102H79V100H78ZM240 102H242V104H240ZM146 103L147 102H145V104ZM202 103H204V104L201 105ZM15 104H17V102ZM27 104H25V105H27ZM66 104H64V105H66ZM86 104H87V102H86ZM105 104L107 105L106 102H105ZM116 104H118V103H116ZM141 104H144V102L141 103ZM141 104H139V105H141ZM254 104H255V106H254ZM25 105H24V107H26ZM56 105H57V103H56ZM118 105H121V107H123L122 104H118ZM171 105H172V107H169ZM67 106H68V104H67ZM84 106H86V105H84ZM208 106H209V108H206ZM53 107L54 106L51 105V109ZM99 107L101 108L102 106H99ZM119 107L120 106H118L117 108L119 109ZM124 107H125V105H124ZM124 107H123V109H125ZM128 107H130V106H128ZM137 107L140 109L139 106H137ZM253 107H252V110L250 109L251 113H252V111H256V109L254 110ZM36 108H38L37 105H36ZM56 108L57 107L54 108L55 111H56ZM80 108H79V110H80ZM259 108L262 109L261 107H259ZM28 109L26 111H22V112L23 113L25 112L27 114L28 111L30 110L29 113H28V114H30L32 110L31 109L28 110ZM66 109H67V107H66ZM121 109L122 108H120L119 111L123 112V109L122 110ZM126 109H127V107H126ZM38 110H35L36 113H38L37 112ZM79 110H78V112H79ZM127 110H129V109H127ZM135 110L137 111L138 109H135ZM135 110H132V111L134 112ZM169 110H171V109H169ZM224 110L227 111V112H225ZM244 110H247L246 107H245ZM250 110H248V111L250 112ZM43 111H45V110H43ZM90 111H88V112H90ZM202 111H203V113H202ZM241 111L243 112V109ZM74 112H77V111H74ZM84 112H85V110H84ZM84 112H83V109L80 110V113H83V115L79 113L80 120H82L81 119L82 118L81 115L84 116V117L86 116V115H84ZM198 112L200 113V118L198 117V115H196ZM206 112L209 113L207 119H206V115H205ZM69 113H71V110H70ZM236 113H238V111ZM251 113H250V115H254L256 112L254 114H251ZM259 113H260V111H259ZM72 114L75 115L76 113H72ZM125 114H126V111H125ZM129 114H130V112L127 113L126 115L128 116ZM132 114H130V115H132ZM31 115H30V117H31ZM77 115H78V113H77ZM77 115H75V116H77ZM123 115H124V113H123ZM256 115L257 114L252 116V118L255 119ZM37 116H38V118L37 117L36 118L38 120H40L39 114ZM69 116L72 117L70 114H69ZM124 116L123 117L120 116V117L123 119V118H125ZM127 116H126V118H127V120H129L131 117L128 116L129 117V119H128ZM169 116L167 115L166 117H169ZM16 117L14 118L15 120H16ZM222 117H224V116H222ZM238 117L239 116H237V119H238ZM261 117H259V119ZM72 118H74V117H72ZM86 118H85V120H86ZM97 118H99V119L97 120ZM133 118H131L130 120H132ZM228 118H229V116H228ZM234 118H236V116H234L232 120L233 121L235 120L236 121L235 124H237L236 128L234 127V129L238 130V128H237L238 125H239V127L242 128L241 120H240V123H241L240 124V123L237 122L238 120H236ZM248 118H250V117H248ZM252 118H250V119L253 120ZM42 119H43V117H42ZM74 119H77V118L75 117ZM175 119H176V121H175ZM219 119H217V120H219ZM87 120H86V122H87ZM251 120H248L249 123L251 122ZM257 120H258V118H257ZM230 121L231 120L228 119V122L226 121V124L227 123L230 124L231 123ZM233 121H232L231 125L233 124ZM219 122H220V120H219ZM221 122H222L221 123V126H222L223 121H221ZM66 123H67V121H66ZM69 123L71 124V122H69ZM133 123H134V121H133ZM41 124L42 123L40 121V125ZM56 124H58V123L56 122ZM83 124H84V122H83ZM194 124H196V127H198V128H196L194 130V131H196L195 133L193 132L194 135L198 136V135L201 134L199 137L196 136L197 140H195L193 138V135L191 136L188 133V132H192V131H188L187 130L188 126L190 127V126H192ZM9 125L8 126L6 125V127H9ZM224 125H225V123H224ZM59 126L60 125L58 124V127ZM185 126H187L186 127L187 129L185 128ZM227 126H229V125L228 124L225 125V127H227ZM56 127H54V129ZM225 127H223V128H225ZM88 128H90V127H88ZM212 128L214 130L216 129L214 127H212ZM228 128H226V129H228ZM83 129H85V128H83ZM168 129L170 130V132H172L171 130H173L175 133H178V135H176L173 132V134H171V135L174 136V137L164 139V137H166V136L165 135L163 136V133H165V132L167 133ZM181 129H184V130L186 129L188 132L186 130L185 131L184 130L181 131V132L184 131L183 133H185V134H182V133L178 132ZM204 129H206V127ZM207 129L209 130L208 127H207ZM217 129L219 130V128H217ZM226 129H224V130H226ZM231 129H233V128H231ZM261 129H263V128L261 127L260 129H257L258 132ZM85 130H87V129H85ZM224 130H222V127H221L220 132L224 131ZM233 131H227V132L231 133ZM262 131H264V130H261V132ZM214 132H216V131H214ZM239 132H241V131H239ZM187 133L189 135H187ZM225 133H223V134H225ZM230 133H228V134H230ZM257 134H262V133H257ZM127 136H129V137H127ZM218 136H222V135L219 134ZM223 137H225V136H223ZM16 138L19 139L18 137H16ZM134 138H137V140H134ZM86 141L88 143V140H86ZM212 143H210V144L212 146H214ZM204 144H206V143H204ZM230 144H232V143H230ZM216 145L217 144H215V146ZM201 146L204 147L203 144ZM228 149H230V148H228ZM205 150H207V147L205 148ZM214 150L212 149V151L211 150H208V151H210L212 153ZM232 150H233V147H232ZM153 151H151L149 153H146L147 155L144 154V155L147 156V157L145 156L146 158H148V155H150L149 157H151V158H150L149 161H151V159L153 160L154 157L155 158L156 157L159 158V155L157 154L159 150L158 151H154V152ZM163 154L164 153H162L160 155L163 156ZM130 155H132V156H130ZM240 155L241 156H239V158L242 157L243 154L241 153ZM202 156H203V154H202ZM244 156L247 158V155H245V152H244ZM244 156H243V158H245ZM246 158L244 160H242V162L243 161L245 162V160L249 159V158H247V159ZM255 159H254V161H255ZM188 160H190V159L187 158L186 161H184V160L183 161L186 164H188L190 162L189 161L187 163ZM233 160H235V159H233ZM249 160H251V158ZM121 161H123V159ZM180 161H182V160H180ZM129 162H128V164H129ZM132 162L133 161H131V164L135 165L134 162L133 163ZM184 162H181V163H184ZM238 162H241V159H239ZM248 162H250V161H248ZM170 163L171 162H169V164ZM128 164L125 163L126 166ZM137 164L138 163H136V165ZM186 164H185V166H186ZM190 164H189V166L192 167V163H190ZM197 164H198V162H197ZM230 164L234 165L233 163H230ZM239 164H238V166H240ZM150 165H148V167ZM160 165H163V164H160ZM165 165L167 166L168 164L165 163ZM165 165H163V166H165ZM172 165H174V164H171V166ZM251 165H248V168ZM123 166H124V164H123ZM155 166L157 167L158 165H155ZM183 166L182 167L180 166L179 168L182 169ZM199 166L201 167V165H199ZM255 166H257V163L255 164ZM129 167H131V166L129 165ZM133 167L135 168V166H133ZM175 167H177V165H175ZM194 167L195 166H193V170L197 168L196 170H194V172L195 171L196 172L197 171H199V172L201 171L198 168V166L196 168H194ZM242 167H243V164H242ZM244 167L241 168V170H243V171L245 170V174L246 173H250V171H249L250 169L249 170L247 169V171H249V172H246V169H244ZM252 167H254V166H252ZM252 167H250V168H252ZM225 168H227V170H232V167L230 168L229 166L225 167ZM176 169L174 168V171L178 172L177 170H179V169H177V170ZM187 169L188 168H186L185 170H187ZM256 169H257L256 173H258V171H259L258 169L259 168H256ZM185 170L183 168V173L187 172ZM193 170H192V168L190 169L191 172ZM202 170H203V168H202ZM207 170H209V168ZM214 170L212 169V171H214ZM236 170L237 169H235V172H236ZM263 170L261 168L260 171H263ZM203 171L206 172V170H203ZM209 171H211V170H209ZM218 171H220V170H218ZM260 171H259V174L261 173ZM188 172L186 173L187 175H188ZM205 172H202V173L206 174ZM232 172H234V171H232ZM232 172L230 171V173H232ZM237 172H240V171L237 170ZM227 173L228 174H226L225 177H230L232 175V174L230 175L229 172H227ZM263 173H264V171H263ZM192 174H193V172L191 173V175ZM240 174H241V177L239 176ZM240 174L239 175L237 174L240 179L243 178V180H244V177L245 178L248 177L247 175H244V177H242V173L241 172H240ZM191 175H190V172H189V176H191ZM216 175H212V176H216ZM219 175H220V173H218V176ZM212 176H207L208 178H211L210 181L213 180ZM233 176H236V174L233 175ZM256 177H257V175H256ZM256 177L254 176V179H256ZM260 177L258 176L257 178H259V180H261ZM263 177H261V178L263 179ZM220 178H223V176L222 177L219 176V179ZM201 179H202V177H201ZM254 179L252 178V180H254ZM208 180H207V182H208ZM244 181H247V180L245 179ZM213 182H214V185L217 184V183L215 184L216 180H213ZM256 182L258 183V181H256ZM202 183H204V182H202ZM210 183L211 182H209V184ZM237 183H239V182H237ZM251 183L252 182H250L249 185L248 184L246 185L244 183L243 185L250 186ZM257 183H254V184L256 185ZM222 184L223 183H221V180H220L219 185L222 186ZM233 184L236 185L235 183H233ZM254 184H252V185H254ZM241 185L242 184H239L238 187H240ZM221 186H219V188ZM245 186H241V188H244V190H245V188H246ZM263 186H261V187H263ZM217 187H216V189H217ZM252 188L254 190L255 186H253ZM252 188H251V191H253ZM239 190H242V193H245L247 191L246 190V191L243 192V189H239ZM255 190H254V192H251L250 189H249L251 194L252 193L253 194L256 193ZM218 191H219V193L222 194L221 189H219ZM223 191H224V189H223ZM230 191H228V193ZM232 192H233V190H232ZM232 192H231V194H233ZM236 192H238V189H236ZM236 192H234V193L236 194ZM257 192H259L258 194H261L260 191H257ZM263 192L264 191L262 190V195H260L262 197L264 196ZM247 193L248 192H246V195H247ZM221 194H219V195H221ZM256 194H254V197H256L255 196ZM211 195L209 194L208 196L210 197ZM206 196L207 195H205V199H206ZM231 197H233V195H231ZM235 197L237 198L236 195H235ZM211 198L212 197H210V199ZM241 198H243V200H244V197H240V200H241ZM250 198H251V196H250ZM256 198L258 199V196ZM210 199L207 198V200H210ZM248 199H249V197H248ZM248 199L246 197V201ZM251 199H253V198H251ZM263 199H264V197H263ZM254 200H256V199H254ZM249 201H251V200H249ZM260 201H261V203L264 202L263 200H260ZM241 203H243V202L241 201ZM253 203L256 204L257 202L253 201ZM173 205H174V203H173ZM240 205H242V204H240ZM260 205L263 206V204H260ZM252 209L254 211L253 213L256 214V212H255L256 210H254L255 208H252ZM252 209L249 210V211H252ZM181 211L183 212V209H181L179 211V215L177 213L175 215L181 216L180 215ZM211 211H209V212H211ZM233 211H232L231 215L234 214ZM174 212H175V210H174ZM262 212H263V210H262ZM171 214H173V212ZM171 214H170V218H171ZM211 214H214V213L212 212ZM247 214H248V211H247ZM251 214H252V212L250 213V215ZM254 215L251 216V217H253V218H251V220L254 219ZM260 215H259V217H260ZM178 216H175V217H178ZM208 216H209V214H208ZM241 216H243V215H241ZM167 217H169V216H167ZM259 217L256 216V219L259 218ZM233 218H234V215H233ZM118 219L119 218H117V221H118L119 225H121L120 222L122 224L124 223L122 221L119 222ZM167 219H169V218H167ZM179 219H181V218L179 217ZM261 219H264V218H261ZM164 220H165V217L163 219V222H164ZM246 220H247V218H245V222L243 221L244 224L247 223ZM260 220H259V222H260ZM113 221L116 222V220H112V222ZM255 221L258 222V220H255ZM108 222H111V221H108ZM169 222H170V220H169ZM261 222H263V221H261ZM261 222H260V224H261ZM156 223L153 222V224H156ZM126 224L127 223L125 222V224L122 225V226L125 227ZM130 224L132 225L133 223L130 222L127 225L131 226ZM165 224H161V225H163V227H164V226H166ZM229 224H230L229 226H226L227 228L225 227L227 229V231H229L230 227L232 226L231 225L232 223H229ZM249 224H250V222H249ZM106 225H108V224H106ZM151 225H152V223H151ZM112 226L113 225H111L110 228ZM128 226H126V227H128ZM233 226H235V224H233ZM245 226L247 228H249L248 225H245ZM113 227L114 228H112V229L114 230L115 229V225ZM120 227H119V230H122L123 228L120 229ZM153 227H154V225H153ZM228 227H229V229H228ZM110 228L107 231L108 233L106 235L102 232V230L101 231L99 230L100 233L98 231H96L98 233V237H100V238L97 239V237H96L97 235L95 236L96 237L95 238V240H96V243H95L96 248H95V250L98 251V256H97L98 258L95 257L94 259L95 260L97 259V263L98 264H137V262H138L137 258H138V255H140V253H141L140 251L143 249V246L145 248V247L148 246V243H151L153 241V240H151V242L148 241L147 246H145V241L147 240L146 239L147 235L149 233H151V232L153 233L158 228V226L153 231H151L150 229H148V231H147V228H146L145 233L142 232V234H140L141 231L140 232L138 231L139 234L141 235L138 238L134 236V235L138 236L137 235L138 232H136V233L132 232L134 234L133 235L131 233V231H130L131 229L130 230L128 229L129 232L131 233V235H133L135 237L134 238L135 241L133 239V241L135 243L134 245H136L135 249L134 248L132 249L131 245H129L130 243H133V241H131V242L129 241V244H127V239L126 238L120 237L119 240L124 239V241L121 240V243L124 242L123 244H120V241L117 242V239L119 238L118 236H120L119 232H118V230H116V232H114L115 230L113 231ZM129 228H131V227H129ZM161 228H160V230L162 231L163 228L162 229ZM167 228L171 229L168 226H167ZM116 229H118V228H116ZM136 229H137V227H136ZM95 230H97V229H95ZM160 230L158 231V233L161 232ZM234 230H236V229H234ZM164 231H162V233ZM117 232H118V235H116ZM155 232H157V231H155ZM126 233H128V232L126 231ZM154 234H157V233L151 234L149 239H155V236H157V235H154ZM163 234L166 236L165 233H163ZM183 234H186V233L184 232ZM126 236H127V234H126ZM152 236L154 238H152ZM157 237H156L155 240H156L157 243H159V240H158ZM27 238L30 239V237H27ZM102 238H104V239H102ZM107 238L109 239L110 242L108 241V243L107 242L106 243H100V241H104L105 239L107 240ZM136 239H139L138 243H137ZM98 240H99L100 244L99 243L97 244ZM263 241L261 240V242H263ZM165 242H166V240H165ZM167 242H168V240H167ZM116 243H118V246L116 245ZM125 243L127 244V246L126 245L124 246ZM119 244L123 245V246H119ZM163 244H165V243L163 242ZM168 244H170V242L167 243V245ZM152 245H153V243H152ZM158 245H160V244H158ZM172 245L170 244V246H172ZM184 245L187 246V244H184ZM19 246H20V248H19ZM37 246L38 245L31 246V247H29V246L26 247L25 245H22V246L18 245V247L16 246L14 251H12L11 253H9V247H7V251L8 252L5 253L4 256H7V255L10 256V257L11 256H17V255H19V256L23 255L24 256V255L32 254V253L35 254V255L37 253H39V255H40V251L38 252V250L35 249ZM154 246H156V245L154 244ZM157 246H156V248H158V249H161V247H162V249H165L164 247H166V245L165 246L160 245L159 246L160 248L157 247ZM174 246H173V250L176 248V247L174 248ZM151 247H150V250H152V249L154 250L155 247H153L152 249H151ZM129 248H131L132 250L129 249ZM167 248H169V247H167ZM171 248H170V250H172ZM189 248L192 249L194 247L191 248V246H189ZM196 248H197V246H196ZM214 248L218 249V250H214L213 253L215 252L218 255L221 254L220 252L224 251V250L220 251L219 250L220 248H216V247H214ZM239 248H243V246L242 247L239 246ZM162 249H161V251L163 252L164 250H162ZM166 249H165V251H166ZM177 249L178 248H176L175 250H177ZM186 249H188V248H186ZM229 249L227 247V250H229ZM145 250L148 251V249H146V248H145ZM170 250L168 249V252H170ZM173 250H172V253L174 252ZM182 250H183V247H182L181 250H177L178 252L176 251L177 252L176 255L179 256V258L178 257L177 258H178V260H181V261L178 262L177 258H175V260H177V263H179V264H180V262H182V260L185 261V260H188V259L192 258L191 257L192 254H190V251H188V252H189V255H190L189 257H191V258H187V256L184 257V252L185 251L183 250L184 251L183 252ZM161 251H159V252L161 253ZM165 251L163 253H165ZM179 251L183 252V254H181V258H180ZM205 251H207V250H205ZM244 251H245V249H244ZM251 251L253 252V249L250 250V253H252ZM151 252L154 253L155 251H151ZM188 252H185V253H188ZM191 252H193V251L191 250ZM246 252H248V251H246ZM246 252H245V254H246ZM255 252H256V250H255ZM178 253H179V255H178ZM225 253L227 255V252H225ZM234 253H237V252H234ZM250 253H247V254H250ZM145 254L147 255L146 251H145ZM161 254H159L160 257H158L160 259L156 258L157 260H162L164 258V256L166 258L170 256V254L169 255H164L163 254L164 256L161 255ZM165 254H167V251H166ZM173 254H175V253H173ZM223 254H221V255H223ZM233 254H231L229 256L233 257ZM252 254L254 255V253H252ZM256 254H257V252H256ZM41 255H42V253H41ZM146 255H143V256L146 257ZM176 255H174V256H176ZM201 255H203V254H201ZM37 256H38V254H37ZM174 256H172V257H174ZM151 257H153L152 254L150 256V260H151ZM161 257H162V259H161ZM172 257H170L171 260H169V261L174 263V260H173L174 258L172 259ZM199 257H201L200 254H199ZM50 258H52V257H49L48 259L50 260ZM184 258H187V259H184ZM154 259H152V260H154ZM167 259H166V263L168 262ZM53 260H52V262H53ZM152 260L149 261L146 258V259H144V261L142 260V263H147V264H160L161 263L162 264V262H165V259L160 261V262H156V261H152ZM57 261H59V260H57ZM52 262H50V264ZM81 262H82V259H81ZM93 262H94V264H96L95 261H93ZM93 262H92V264H93ZM56 263H54V264H56ZM177 263L175 262L174 264H177ZM192 263H193V261H192ZM192 263L190 262V264H192ZM83 264H86V263H83ZM138 264H140V263H138ZM167 264H169V262ZM181 264H185V263H181Z\"/></svg>",
	"mask_w": 264,
	"mask_h": 264
}]
</instances>
